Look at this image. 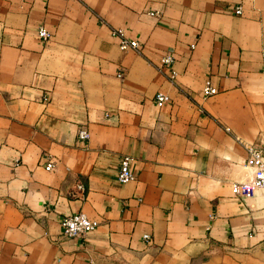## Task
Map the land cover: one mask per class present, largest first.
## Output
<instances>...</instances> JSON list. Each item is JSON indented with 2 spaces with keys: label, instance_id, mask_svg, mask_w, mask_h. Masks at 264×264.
<instances>
[{
  "label": "crops",
  "instance_id": "0c3cea01",
  "mask_svg": "<svg viewBox=\"0 0 264 264\" xmlns=\"http://www.w3.org/2000/svg\"><path fill=\"white\" fill-rule=\"evenodd\" d=\"M247 145L264 147V0H0V264H264ZM81 212L97 229L63 236Z\"/></svg>",
  "mask_w": 264,
  "mask_h": 264
},
{
  "label": "built area",
  "instance_id": "2783aa9c",
  "mask_svg": "<svg viewBox=\"0 0 264 264\" xmlns=\"http://www.w3.org/2000/svg\"><path fill=\"white\" fill-rule=\"evenodd\" d=\"M235 13L240 15L243 13V6L241 3L237 4L235 7ZM113 33L121 38V48L122 49H136L141 50V44L139 40H130L124 36L123 30L121 29H113ZM39 36L45 40H48L51 37V33L44 27L39 29ZM195 47V45H192ZM176 60L174 54H166L161 60L159 67L162 71H167L170 78L175 79L178 75L176 69L173 67V64ZM123 74H121L122 76ZM203 92L205 96H211L218 93V89L213 86L211 81H207ZM155 102L159 107H163L171 102V97L164 93L158 92L155 96ZM78 136L81 140H87L90 136L89 130L82 126L79 129ZM247 149L249 152V160L246 164L247 167L251 170V175L253 177V185L258 188L264 190V147L259 148L253 145H247ZM133 157L129 155H125L120 160L119 165V174H118V182L120 184L130 183L135 179V175L132 172L131 162ZM49 169L54 167L53 162H49L47 164ZM83 189V187H80ZM238 189L235 188L234 192H237ZM99 225L98 221L90 219L85 213H76L70 216H67L63 219L61 223L62 227V235L69 238H82L87 234L95 231ZM144 240L149 242L151 237L149 235H144Z\"/></svg>",
  "mask_w": 264,
  "mask_h": 264
}]
</instances>
